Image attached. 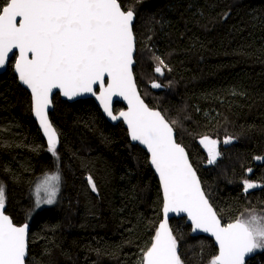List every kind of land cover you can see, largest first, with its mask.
Listing matches in <instances>:
<instances>
[{"label": "trees", "instance_id": "obj_1", "mask_svg": "<svg viewBox=\"0 0 264 264\" xmlns=\"http://www.w3.org/2000/svg\"><path fill=\"white\" fill-rule=\"evenodd\" d=\"M136 15L134 73L153 109L175 121L204 191L224 224L264 213V0H121ZM160 57L167 65L155 72ZM0 75V185L6 213L29 223L27 264H139L163 219L160 183L147 153L132 145L93 100L53 98L59 135L48 151L30 93L14 73ZM159 88H153L152 83ZM124 109L116 103L114 113ZM208 136L220 153L208 163ZM231 138L229 143H224ZM59 173L57 202L34 210L33 190ZM91 176L97 191L88 183ZM259 185L245 191V181ZM182 264H210L212 239L191 235L186 219L171 221ZM247 264H264L254 250Z\"/></svg>", "mask_w": 264, "mask_h": 264}, {"label": "snow or ice", "instance_id": "obj_2", "mask_svg": "<svg viewBox=\"0 0 264 264\" xmlns=\"http://www.w3.org/2000/svg\"><path fill=\"white\" fill-rule=\"evenodd\" d=\"M134 12L121 0H0V68L15 58L14 70L32 95V108L47 139L48 151L57 156L58 134L48 119L54 89L68 99L91 94L112 119L123 118L132 141L150 155L163 196V219L139 264H182L177 238L169 227V213L187 214L193 231L209 233L218 245L210 264H245L254 250H264V213L255 210L222 224L201 188L185 148L176 142L173 124L141 99L133 71ZM15 50V51H14ZM155 72L167 67L160 57ZM161 85L153 82V88ZM113 97H122L127 111L114 115ZM226 138L224 143H229ZM200 143L208 163L219 156L217 141L208 136ZM88 183L97 191L91 176ZM60 174L47 175L36 186V203H54ZM257 185L247 180L244 189ZM43 193V199L41 198ZM5 188L0 185V264H25L28 225H16L4 212Z\"/></svg>", "mask_w": 264, "mask_h": 264}, {"label": "water", "instance_id": "obj_3", "mask_svg": "<svg viewBox=\"0 0 264 264\" xmlns=\"http://www.w3.org/2000/svg\"><path fill=\"white\" fill-rule=\"evenodd\" d=\"M135 22H136V15H135V13H134V19H133V22H132V31H133V34H134L133 27H134ZM134 38H135V35H134ZM14 51H15V50H14ZM136 52H137V48H136V39H135V51H134V54H133V55H134V63H133V65H132V71H133V75H134V79H135V83H136L137 91H138V93H139L141 99L144 101V103H145L149 108H151V107L148 105V103L144 100V98L142 97V95H141V93H140V91H139L138 85H137V81H136V77H135V73H134V68H135V66H136V59H135V58H136ZM13 58H14V57L12 56V54H10V59H9V61L6 63V65H5L3 68H0V75H3V74L6 73L7 68H8V65H9L10 61H11ZM14 73H15V75H16L17 78H18V74L15 72V70H14ZM18 81H19L20 85H21L25 90H27V91L30 93V95H31V91H30V89H28L27 86H25L24 84H22V83L20 82L19 78H18ZM57 94H59L60 98H61L63 101H66V102H69V103H74V102H77V101L93 100V101L95 102V104L99 107V109L101 110L102 114H103L104 117L108 120L109 123H111L112 125H118L119 123H123V125L125 126V128H126L127 131H128L127 124L123 121V118H120V119L115 120V121L112 120V119H111V118H110V117L104 112L102 106L100 105L99 101L96 99L95 96H93V95H91V94H84V95L76 96V97H74L73 99L70 100V99H68L67 97L63 96V95L60 93L59 89H54L53 92H52V95H51V97H50V99H51V104H50V106H49V108H48V110H47V112H48V119H49L50 122H51V120H50V113H52L53 110H54L53 98H54L55 95H57ZM31 98H32V95H31ZM116 103H121V104L124 105V109H122L121 111H127V108H128L127 102H126L122 97H113L111 107H112V111H113V114H114V115H119V113L121 112V111H119L118 113H114V106H115ZM151 109H153V108H151ZM153 110H156V111L161 112V111L158 110V109H153ZM32 113H33L34 120L37 122L38 127H39V129H40V131H41V133H42L44 139L47 141L46 137L44 136L43 130H42V128L40 127L39 121L37 120L36 116L34 115L33 108H32ZM161 114L163 115L162 112H161ZM51 123H52V122H51ZM53 127H54V126H53ZM57 134H58V133H57ZM128 136H129V134H128ZM174 136H175L176 142L179 143V142L177 141V133H176L175 130H174ZM58 139H59V135H58ZM129 139H130V142L132 143V145L139 146L141 149H143V150L147 153V155H148V157H149V164H150V155H149V153L147 152V150L144 148V146L141 145V144H139V142L132 141L131 138H130V136H129ZM179 144H180V143H179ZM184 148H185V147H184ZM204 149H205V147H204ZM185 151H186V153H187V155H188L189 162L191 163L193 169L196 171L194 165H193L192 162H191L190 156H189L188 151L186 150V148H185ZM205 151L207 152L206 149H205ZM150 167H151V169L154 171V173H155V175H156V177H157V179H158V181H159V177H158L157 173L155 172V170H154V168L152 167L151 164H150ZM196 174H197V177L199 178V181H200V184H201V188H202V190L204 191V188H203L202 182H201V180H200V177H199L197 171H196ZM159 183H160V182H159ZM204 193H205V191H204ZM205 195H206V193H205ZM206 197H207V195H206ZM207 199L209 200L208 197H207ZM209 203L211 204L210 200H209ZM211 205H212V204H211ZM212 207H213V205H212ZM213 209L215 210L214 207H213ZM215 211H216V210H215ZM4 212H5L6 215H8V214L6 213V206H5V208H4ZM216 213H217V212H216ZM162 214H163V212H162ZM217 215H218V213H217ZM8 216H10V215H8ZM10 217H11V216H10ZM218 218L221 220V218L219 217V215H218ZM11 219H12V218H11ZM175 219H186L187 224L191 227V231H192V232H191V235H192L193 237L204 236V237L210 238V239L213 240L215 247L218 249V245L216 244L215 238L212 237L209 233H205V232H202V231H199V230L193 231L191 221L187 218V214H185V213H181V214L177 215V214H175V213H169V227H170V228H171V221H173V220H175ZM12 220H13V219H12ZM13 222H14V221H13ZM221 223L224 224L222 220H221ZM24 224H27V225H28V251H29V234H30L31 226H30L29 223H23V224L18 225V226H22V225H24ZM16 225H17V224H16ZM218 251H219V249H218ZM253 252H254V251H253ZM253 252L250 253V254H248V255L245 257V264H247V263L250 261ZM217 254H218V253H217ZM27 258H28V254H27V256H26V260H27ZM25 264H27L26 261H25Z\"/></svg>", "mask_w": 264, "mask_h": 264}, {"label": "rangeland", "instance_id": "obj_4", "mask_svg": "<svg viewBox=\"0 0 264 264\" xmlns=\"http://www.w3.org/2000/svg\"><path fill=\"white\" fill-rule=\"evenodd\" d=\"M216 147H217V146H216ZM45 177H46V176H45ZM45 177H43L42 179H40V180L38 181L37 185L40 184V183L45 179ZM37 185H36V186H37ZM36 186H35V188H34V190H33V198H34V204H35V206H34V210H35L36 212H38V211H40V210H42V209H44V208L52 207V206L57 202V200H58V198H59V196H60V193H61V191H62V181H61V177H60V184H59V192L57 193V196H56V199H55L54 203H52V204H46V203L41 202V203L39 204V206H37V203H36V193H35ZM256 187H260V186L257 185ZM41 198L43 199V193H41ZM258 250H260V249H258Z\"/></svg>", "mask_w": 264, "mask_h": 264}]
</instances>
